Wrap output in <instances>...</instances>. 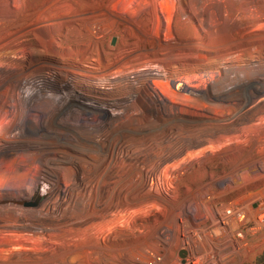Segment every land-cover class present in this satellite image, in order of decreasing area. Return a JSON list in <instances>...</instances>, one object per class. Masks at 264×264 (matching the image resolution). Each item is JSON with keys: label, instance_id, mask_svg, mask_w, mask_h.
I'll return each mask as SVG.
<instances>
[{"label": "bare ground", "instance_id": "1", "mask_svg": "<svg viewBox=\"0 0 264 264\" xmlns=\"http://www.w3.org/2000/svg\"><path fill=\"white\" fill-rule=\"evenodd\" d=\"M195 3L216 14L202 20ZM253 147L264 0H0V195L37 199L0 204V264H164L180 175ZM238 204L232 216L262 236L264 190ZM190 251L175 264H203Z\"/></svg>", "mask_w": 264, "mask_h": 264}, {"label": "rangeland", "instance_id": "2", "mask_svg": "<svg viewBox=\"0 0 264 264\" xmlns=\"http://www.w3.org/2000/svg\"><path fill=\"white\" fill-rule=\"evenodd\" d=\"M116 3H118V1H116ZM194 11L203 20L204 15L207 16L208 13L215 15L217 6L195 3ZM118 40L119 38L114 36L111 39L110 44L115 45L118 43ZM47 85L46 86L49 88V84ZM262 151L264 152V149H261L260 151V148L253 147L250 150L247 149L244 152L245 154L239 155L235 153L229 155L228 157H215L211 160H202L199 165L200 167L198 166V168L196 167L195 169L194 167L190 168L187 172L180 175L179 185L177 189H175L173 196L176 198L185 197L186 201L179 208L180 212L178 213V218L176 217L175 219L176 222L173 224V229L168 231L172 246H170L169 249V253L171 254L168 253L164 264L177 263V261L182 258V251L186 250H191L190 252H192L194 256H203V264H264V234L262 236L261 234L252 235L251 230L253 228V223L244 222L237 218L236 215L232 216L233 214L230 213V211H232V205H237L241 198L247 195H255L264 190V164L261 161H253L259 156L260 153H262ZM245 161L250 163L242 170L240 169L236 171V168L242 165V163H245ZM57 182L58 181L55 179V177L49 180H44V182L41 181L37 187L35 185H32L33 187L30 186L27 190V193L29 196L41 197L44 195V193L55 187L59 183ZM49 183L53 184L48 185ZM202 184H209L208 190L206 193L205 191L203 193V197H199L197 194L192 196L197 188ZM215 195L218 196L217 199L212 200L213 196ZM204 198L206 199L204 200ZM5 200L8 202L6 203ZM36 200L37 199L33 198L28 199L27 197L16 199L14 197L0 195L1 206H4V204L14 206V203L27 204L28 202L32 203V201ZM237 206L240 205L238 204ZM157 207V209L152 207L154 209L153 214H150L151 211L149 214H146V216L148 215L147 220L150 224L149 226H157L154 220L158 215L161 214L160 212H164L163 207ZM165 212L163 215H165ZM228 214L232 217H229ZM223 219L226 221L225 224L222 223ZM152 221L153 223H151ZM159 233L161 237L165 236L164 234L167 233V227L163 226ZM139 235L140 233H137L136 237ZM185 235H189V240L187 239L190 244H188L190 246L189 248L184 244L183 238ZM190 240H193L192 242L194 245H192ZM0 242H2L1 238ZM245 242L248 243L247 247L239 251L236 248V245L243 244ZM196 250L197 252H195ZM2 251L3 250L0 247V262H5L6 260L11 259L9 255L10 253L8 254V252L5 250L3 252ZM207 251H212V254L208 253ZM2 257L4 260H6L3 261ZM23 257L25 256L23 255ZM23 257L20 255V260H22ZM12 261L15 260L12 259ZM76 263L77 261L75 257L72 258V264Z\"/></svg>", "mask_w": 264, "mask_h": 264}]
</instances>
